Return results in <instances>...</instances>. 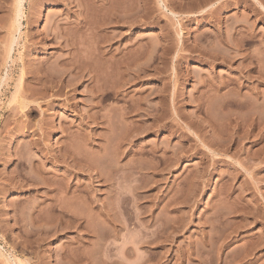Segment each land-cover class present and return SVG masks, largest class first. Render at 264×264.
Masks as SVG:
<instances>
[{"label":"rangeland","instance_id":"1","mask_svg":"<svg viewBox=\"0 0 264 264\" xmlns=\"http://www.w3.org/2000/svg\"><path fill=\"white\" fill-rule=\"evenodd\" d=\"M33 1L36 3L40 2H38L40 6L33 2L40 8L39 14L35 17L36 23L32 25L34 27H31L29 31L26 19L32 17V10L26 4V16L20 30L21 39L18 44L12 47L9 55L6 48H8L7 42L11 38L8 32L13 28V22H11V17H13L12 2L9 5L10 7L7 6L8 8H3L0 11V22H2L0 27L3 26L0 31L3 38L0 41V264H137L138 262L142 264L141 262L143 261L145 264L146 261L147 264H264V0H118L119 4L117 0H115L116 4H113L114 0L108 1L112 4L106 2L107 0H99L104 7L109 9L111 7L116 9L117 5L119 6L122 3L125 5L129 2L136 10L139 9L136 12L137 16L138 14L141 16V13L138 12L141 10L142 15L144 14L146 17L144 19L142 16L143 21H146L143 22L145 23L143 26H134V28L131 26L130 30L125 24L121 25L119 23L120 25H118L116 22L117 25L112 24L113 26H111L114 27L113 33H115L111 32L112 35L115 36L114 39L119 38L115 39L116 42L114 41L113 43H111L113 38H111L110 31H108V29L112 31V27L108 26L107 30L106 25L104 28H99L100 32L104 29L101 34L104 38V35L110 36L107 37L108 41L110 39V43L107 45L111 44L112 50L116 48L119 50L120 48L122 52H131V49L134 50L136 48L133 44L137 42L138 46L140 39L143 46H148V48L146 46L141 48L142 51L140 52H145L144 55L142 53L143 58L139 56V58L141 57L139 61L141 65H137L138 59H136L137 57L134 58V55L137 56L139 52L134 55L129 54L130 60L134 61H131L133 63L132 68L126 69L128 72L139 66V70L137 69L136 72H140L143 75L138 73L139 76H136L135 70H133L135 73L133 71H131L132 73H127L125 69H121L120 65L122 66V63H118L121 55L119 58L116 55L117 57L115 58L117 59H113L118 61L115 62L119 65L120 70L127 73H125V76L122 74L124 72H120L123 75L121 80L123 78L129 79L128 75L133 80L131 79L132 82L130 79L128 80L130 84L126 81L127 79H123L122 82H127V85L124 86L126 89L123 87L124 89H120V92L125 97L117 99L120 101L111 99L103 102L104 111L101 110L99 113L103 116L105 111L110 112L108 110L109 107L116 110L115 113L117 112L118 116V113L122 112L119 109L124 106L126 108L128 105L129 102L125 103L127 98H131V100H133V97L138 99L137 97L139 96H145L146 98L150 93L155 92L157 94L162 91L159 95L154 93L156 96L151 94L152 97L149 95L147 97L149 99H145L147 101L144 102L146 106L144 104L141 108L146 110L147 105L148 108L151 106V112L148 110L149 116L142 112V115H146V119L142 116L139 119L144 120L147 124L150 122L148 125L153 129L154 127L151 125L154 126L155 124H152L153 121L151 120H153V115H158L153 112L158 111L162 116H157V118L163 117V122L158 119L157 126L163 125L164 128L162 129V126L160 130L155 128V131L154 129L152 130L154 133H152L149 131L151 129L148 126L146 127L147 124H144L145 122H140L138 118L133 117H129L131 118L129 120L127 117L125 123L132 120L135 122L138 119L136 122L143 124L139 123L141 127L148 128L149 130L147 131L150 133H147V135L143 133L141 138L138 136L134 140L136 141L134 142V147L125 146L126 144H123L122 140L120 141L124 147L117 142L124 148V153L132 150L133 153L137 154L142 147H145L139 152V154L142 153L145 159H141V155H139L141 162L138 159V155L134 156V158L132 155L125 157L121 153V147H119L120 150L117 154H121L122 158L119 155L117 157L114 151L113 153L112 151L110 152L112 153L111 156L114 157L110 156L112 159L117 161L113 155L116 154V157L121 161L120 163L118 162V165L114 161L113 167L111 166L113 161L110 162L106 158L104 161L106 160L105 162L108 163L103 164L100 156L103 158L104 154L98 153H104V151L114 148L111 144L112 142H108L113 139V137L112 139L108 137L109 133L111 135L113 132L114 126L112 124L113 127L110 130L112 132L108 131L109 133L106 130L107 126H104L105 128L102 126L100 130L99 126H97L98 121H95L99 116L98 109L92 107L91 110L90 107L93 104L86 101L89 97L87 90L89 91V88H91V74L93 73L90 71L92 68L90 66L88 68L87 64V68L85 67V72H83V78H86V80L82 78V81L80 80L81 84L79 83L80 85L75 91H71V89L65 90L68 93L67 97H73L71 102L66 104L69 106L74 104L71 106L77 108L76 111L78 110V113L74 109L65 106L63 102L58 107L56 106L49 110L45 107L44 103L46 102H39V105L44 106L43 108L47 112V114L45 113L46 116L49 115L47 117L52 116L51 114L55 116L54 118L53 116L50 117L53 119L52 124L55 125H53L55 130L46 128L48 131H46L45 136H42L33 127L38 125L44 117L32 115L24 118L25 116H22L24 114L18 110V103L13 99L16 87L20 83L25 86L34 85L32 75H25L22 65H34L37 63L34 59L41 58L40 60H42L46 58V54L40 50L36 53L27 51L25 46L28 35L43 29L48 13L60 12L59 10L61 9L54 3H43L42 0ZM103 1L106 3L104 4ZM110 5L112 6L110 7ZM126 7L129 12L126 13L127 10L124 14H127L125 18H128V15H131L130 12L133 13L135 9H131L133 10L131 11V6ZM109 9H107L108 12ZM113 9H111L110 13H115ZM107 10L104 12L106 13ZM117 10L119 11L118 8ZM99 12L102 13L100 10ZM108 12L106 14H108L109 18L112 15ZM169 12L173 14L171 15ZM211 12H214V14ZM134 15L133 18H135ZM99 16L97 14L94 19L97 20ZM103 16L106 17L105 15ZM138 18L140 17L138 16ZM101 21L103 22V20ZM101 21L96 23L99 24ZM119 27L122 28L120 29ZM116 28L120 30V33H118ZM97 35L100 36V33ZM122 36L128 37L126 39ZM15 37L18 38V33L15 34ZM181 38L182 40H180ZM88 39L89 37L86 43L89 41ZM100 39L96 40L101 41ZM121 40L123 41L121 42ZM83 42L85 43V41ZM122 43H124L126 49L123 48ZM87 44L88 46L84 45L85 47H82L84 48V52L82 51L83 59L87 62L93 58V60H90L93 63L94 56L92 55L93 57H91L89 54L92 51L96 52V48L93 49L92 46H89V43ZM92 44L93 47H97L94 46L96 45L95 43ZM107 45L106 48L103 45L106 50L108 49ZM89 48H91V51ZM211 55L213 59L216 55L217 62L211 60ZM87 56H90V59L88 58L87 60ZM130 56H133L132 59ZM218 56L222 58L219 59ZM223 58L230 61L225 60L226 63H229H227L228 65L223 63ZM40 60L38 59V62ZM120 60L122 59L120 58ZM92 63L88 65L94 68V63L93 65ZM116 65L117 73L119 71H117L118 66L116 67ZM134 66L135 68H133ZM93 70L95 71V69ZM120 73H118L119 75L116 74L118 78ZM87 74H89L90 78L86 76ZM134 74L137 78L140 77V80L135 79ZM117 77L116 79H118ZM224 78L225 80H227L226 78L240 80L242 87L241 84V88L229 85L224 91L217 92L215 90V92L213 88L210 89L205 86V84H210L209 86L212 87V83L217 84L220 80L223 81ZM135 80H137V83ZM200 80L201 82L204 81L202 85ZM89 81L91 82L89 83ZM163 84L167 87H162L164 86ZM168 90L171 91L168 92ZM200 90L206 91L204 92L205 95L204 93L200 94ZM173 91L176 92L177 96ZM170 93L177 97L174 96L177 102H170ZM199 94L204 96L200 97L198 96ZM198 98L199 102H196ZM28 103L30 106H35L32 102ZM226 104L232 107L226 108L225 106H229ZM64 106L67 108L64 109ZM155 108L157 110L152 112ZM93 112L97 117L92 115ZM111 112V114L106 115L114 116L113 111ZM151 113H153L152 119H150ZM120 115L119 117L116 116V118H122V115L121 117ZM17 120H26L28 122L27 125H31V128L27 127L29 130L27 129L26 131L24 129V131L10 136L9 131L13 128L14 121ZM110 120H112L111 117ZM61 121L65 123L64 129L69 128V132L65 133L66 129L63 132L61 131V126L63 125ZM113 121L111 122L114 123ZM60 122L62 125H59L61 124ZM132 122L127 124L131 125ZM134 122L133 124H136ZM115 123L117 125V122ZM120 124L121 122H118V125ZM187 124L191 130L189 128L186 129L188 127ZM165 125L168 127H165ZM59 126L60 129L58 131L57 128ZM96 126L99 128L98 130ZM170 126H174L172 127L173 131ZM124 127H126V124ZM118 128L120 129L121 126H118ZM130 128L128 129L130 130ZM33 130L34 132H31ZM120 130L122 131V128ZM120 130L118 131L120 132ZM124 130L125 134L126 132L129 133L126 129ZM118 131L116 130L120 134ZM77 132H80V135ZM67 133L68 135H66ZM117 133L115 136L120 138ZM85 134L86 136H92L88 139V136L85 138ZM101 134L104 137L108 136L107 142L109 145L108 147L106 146L108 149H105V147L102 149L103 147H101L107 145V143L105 144L107 139L103 140L104 137ZM74 135H77L75 140ZM120 135L123 137L124 133ZM119 138H114L115 140L113 139L112 141H115L116 144V140H119ZM138 139L140 142H138ZM83 140H89L90 143ZM33 141H37L38 151L32 145ZM137 142L140 144L138 145ZM116 145L114 146L117 147ZM63 146L64 149H67H65L66 151L74 154L70 153L72 154L70 155L68 152V154H64ZM151 146H155L156 149L152 150ZM125 147L127 151H124ZM59 148L60 150H58ZM133 148L134 150L135 148L139 150L134 151ZM148 149L151 153L157 152L158 157L153 154V157L154 155L156 157L150 159L152 155ZM39 150L42 151L40 152ZM45 150L49 152L47 153ZM163 150H165V153L167 151L165 159L163 158L165 155ZM146 151L149 154H146ZM179 151H183V153H179ZM160 152L164 153V155H161ZM173 152L177 154L175 155L177 157L174 156V160L177 162H173L172 159V162H166L168 163V165L166 164L167 167L160 166V164L164 165L162 162L167 160L168 156H170V160H168L171 161L173 154H175ZM44 153L47 156H43ZM107 153L109 151H106ZM53 155L63 157L62 160H66L65 163H57L60 162V159H53ZM160 155L161 158L159 160L157 158ZM68 156L77 157L79 162L82 160L79 163L77 159H74L81 165L74 164L75 161L72 160V157L70 160L74 162L68 161ZM136 158L137 160L135 161L139 160L138 166L143 170H146L144 168L149 165L156 167L157 169H155L159 170V173L157 174L154 167V171L152 168L151 171H149L150 169H147L148 171H138V166L133 165L135 161L132 163L133 159ZM142 160L146 161L145 164H147L145 165ZM68 162L71 163L69 164L72 167L67 164ZM141 163L145 165H142L144 168ZM123 164H127V166H123ZM75 165L80 166V168ZM115 165L120 166L121 169L114 167ZM108 166L119 168L120 173L113 169L119 174V177L121 175L122 178L125 176L129 178L125 177L127 180L124 178L123 181L122 179L120 181L115 177L117 174L115 175L114 171ZM122 166L126 167L123 168L125 176L121 172ZM133 166H137L133 169L138 172L132 170ZM108 168L115 175L110 173L111 181L104 178L110 172ZM160 169L164 170L161 171ZM62 175L64 178L61 177ZM97 176H99L98 179ZM108 177L109 175L106 179ZM59 178L63 179L62 184L66 183L62 185L63 187L67 184V186L71 184L73 186L75 183V185L81 184V187H87V184H90L88 187L90 186L91 188H88V190L84 189V192H90L89 196L97 199L94 206L96 207L97 203L100 207H103V205L107 207L112 204L113 208L115 206L113 215L110 214L111 216L109 215V217L97 215L94 212L92 214L90 211L88 213L87 210L92 206H88L87 198H84L86 202L81 203L80 200L78 202L73 200L72 202V200L67 199L72 196L71 194H69L71 195L69 197L65 193L66 197H63L62 194L60 195L59 192H56L57 187L55 188L58 183L59 185L61 183V181L57 182V179L60 180ZM52 179H56V181L54 180L53 186H50V181L53 182ZM68 179L70 180L69 183H67ZM118 181L121 183H118ZM10 182H12L11 185ZM17 183H21L23 188L21 184ZM51 187H54L55 190ZM117 189L122 193H126H123L125 196L127 195L128 203H126L129 204L128 212L126 209L127 213L118 209L119 203L117 205V201L120 198L116 197L119 193H116ZM85 193L83 197H87ZM115 193L116 195H114ZM55 195L58 199L55 198ZM80 195L82 196L83 194L81 193ZM50 197L58 200L57 203L53 202L55 201L53 198L50 201ZM83 197L82 201H85ZM59 199L65 201L58 203ZM76 202L77 207L85 204L89 209L87 207L86 210L84 207L85 209L81 210L83 209L81 205L79 211L75 210L76 205L74 203ZM54 203L56 205L62 204V208L60 206L57 208ZM79 203L81 204L79 205ZM43 209L46 210L44 211ZM40 210H42L41 213ZM124 216L127 218H124ZM125 219H128V222ZM153 248H156V250ZM149 253L151 256L152 253L154 256L156 254L157 257H151Z\"/></svg>","mask_w":264,"mask_h":264},{"label":"bare ground","instance_id":"2","mask_svg":"<svg viewBox=\"0 0 264 264\" xmlns=\"http://www.w3.org/2000/svg\"><path fill=\"white\" fill-rule=\"evenodd\" d=\"M37 1V0H36ZM109 0H107L106 2H108ZM115 1V0H114ZM118 1V0H117ZM125 1V0H124ZM128 1V0H127ZM11 2H12V13H13V17H11L12 18V20H11V22H13V28L8 32L9 33V35H11L10 37V39L8 40V48H6L7 49V51H8V55L10 54V52L12 51V47L15 45V44H18V42H19V40L21 39V36H20V33H21V27L23 26V21H24V18H25V5L26 4H28L29 5V7H30V9L32 10V12H31V16L32 17H28L27 19H26V24L28 25V30L30 31V28L31 27H34V26H32L33 24H35L36 23V19H35V17L39 14V12H40V8H39V4H38V2L36 3L35 1H33V0H0V11H2V9L3 8H8V7H10L9 5L11 4ZM33 2H35L36 4H38L39 6H37L35 3H33ZM42 2L43 3H54L55 5L57 4L60 8V12H54V13H48L47 15H46V18H45V20H46V23H45V25H44V27H43V29L42 30H40V31H36L35 33H29V35H28V39H27V44H26V46H25V48L27 49V51L28 52H30V53H36L37 51H42V52H44L45 54H46V58H44V59H42V60H40L41 58H36V59H34V61H37V63L36 64H34V65H28V66H24V65H22V67H24V74L26 75H32V79L34 80V85H28V86H25L23 83L21 84H19L17 87H16V89H15V94H14V97H13V99H14V101H16V103H18V110L22 113V114H24V115H22L24 118H27L28 116H32V115H39L41 118L42 117H44V118H40L41 120H40V122L38 123V125H36L35 127H33L34 128V130H35V128L38 130V133L39 134H41L42 136H45V134L47 133L46 131H48L46 128H49L50 130H52L54 127H53V125L54 124H52V120L53 119H51L50 117H52L53 116V114H51L52 116H50V117H47V116H49V115H47L46 116V114H47V112H45V108H43L41 105H39V102H46V103H44L45 104V107L46 108H48V110L50 109V108H55L56 106L58 107V105H61V103L63 102L64 103V105L65 106H67L68 108H72V109H74L75 111H76V109L77 108H73L72 106L74 105H67L66 103L67 102H71V100L73 99V97H71V96H69V97H67L68 95V93L65 91L66 89H71V91H75L78 87H79V85L81 84L80 82L82 81L81 79L83 78V72H85V67H86V64H87V67L89 68V66L92 68V70H90V71H92L93 73H94V75H92L91 74V80H92V83H90L91 81H89V83L91 84V88H89L90 90L88 91L87 90V93L89 94V97L87 98V100L86 101H88V102H90V104L92 103L93 104V106H91L90 107V109L93 107V108H96V109H98V114H99V116H98V119L97 118H94V119H97V120H95V121H98V125L97 126H99V128H100V130L102 129L101 127L103 126H107L106 128V130H107V132L108 131H110L111 129H112V127L114 126V129H112L113 130V132L112 131H110V132H112L111 133V135H113V136H111L110 135V133H109V139L111 138L112 139V137H113V139L114 138H119V137H116L115 135H116V130L118 131V130H120L121 128H122V131L120 130V134H123L124 133V135H122L123 137H121V135L120 134H118V136H120V138H119V140L117 141L116 140V144H115V141H108V138L107 137H104L103 136V134H101V136H103L104 138H103V140L104 139H107L106 140V142H105V144L107 143V145H104V146H101V147H103L102 149H104V147H105V149L108 147V145H109V143H111L112 145H113V147L114 148H116L115 150H116V152H115V150H113L114 148H111V150H106L107 152L109 151V153L112 151V153H113V151H114V153H116L117 154V152L119 153V150L120 149H122V155L124 154V156L126 157V156H128V157H130L131 155L133 156V158H134V156H137L138 155V159L140 160V162H141V159H145V158H143V156H142V153H140L139 154V152H140V150H142V149H144L143 147L138 151V150H136V148H135V150H134V148H133V150L134 151H138L137 152V154L136 153H133V151L132 150H129V151H127L126 149V147H125V150L124 151H127L126 153H124L123 152V149L124 148H122V143H121V141L120 140H122V142H123V144H126L125 146H129V147H134V142H136V141H134V140H136V138H138V136H140L139 138H141V135L144 133H146V135H147V133H150V132H148L147 130H149L148 128H143V126L141 127V125H143V124H141L140 122H142L143 121V123L145 122L144 120H140L139 118L142 116V117H145L148 113H149V111L148 110H150V112H151V106H150V108H148V105H147V108H146V110L148 111H146L145 110V108L144 109H142L141 108V106L142 105H144L145 103L144 102H147V101H145V99L149 96V95H153L155 92V90L153 91L154 93H150L149 95L148 94H146V95H148V96H146V98H145V96H139V97H137L138 99H136V98H134L133 97V100H131V98H130V96H129V98L130 99H128L127 98V100L125 101V103L126 102H129L128 103V107L126 106V108H124V107H122V109H119V111L120 110H122V112L120 111V114L122 115V118H120V119H117L116 118V116H117V112L115 113V111L116 110H113L112 108H109L108 107V110H110V112L111 111H113V114H115L114 116L112 115H106V114H111L110 112H107V111H105L104 113L105 114H103V116H102V114L101 113H99V111H101V110H103L105 107L104 106H102V104H103V102H106L107 100L109 101V100H117V99H120V97L121 98H124L125 96H123L122 95V93L120 92L121 90L120 89H126V87H124V86H126L127 85V82H128V80L130 79H132V77L130 78V75H128L129 76V79L128 78H126V79H124V80H126L125 82L126 83H123L122 81H123V79L121 80V78L123 77V75L122 74H124L125 75V73L127 72V70L128 69H130L129 67H131L132 68V65H133V63H131V61L133 62L134 60H130V58H129V54L131 53V55H134L135 53H137V52H139V53H137V56H135L134 55V58H136V59H138L137 61V65L138 64H140L139 63V61H140V58L142 57L143 58V56H142V53H143V55H144V53L145 52H140V51H142V49L141 48H144V46H146V45H142L141 44V39L139 40V45L137 46V42H136V44H133L134 46H136V48L133 50V49H131L130 51L131 52H129V51H127L126 53L125 52H122L121 51V49L119 48V50H117V48L116 49H114V50H112L113 49V47H112V45L110 44V45H107V44H109L110 43V39H109V41L107 40L108 38L107 37H110V36H106V35H104L105 36V38L103 37V35H101L103 32H104V29H102V31L100 32L99 30V28H104L105 27V25H106V30L108 29L107 27L109 26H111L112 24H115V25H122V24H125V25H127L126 27H128V29L132 26L133 28H134V26L136 27H138V26H143L145 23H143V22H146V21H143V17H144V19L146 18L145 17V15L143 14L142 15V11L140 10V11H138V12H140L141 13V16L138 14V16L140 17V18H138L137 19V10H139V9H135L134 7H132V5H130L129 4V2L128 3H126V2H124V3H126L125 5L126 6H131L130 7V10L131 9H135L134 11L133 10H131V11H133V13L132 12H130V14L132 15H134V13H136V15H134L135 16V18H133V15L131 16V15H128L129 17L128 18H125L126 16H127V14L125 15L124 14V12H126L127 10H128V8L122 3L121 5H115L118 9H119V11L117 10V8L116 9H113L111 6L112 5H110V7H111V9H113V11L116 13H110V11H112L111 9H109V8H107V7H104V5L98 0H42ZM106 2H104L103 1V3L105 4ZM218 2V1H217ZM40 3V2H39ZM101 3V4H100ZM108 3H110V2H108ZM116 4V1L115 2H113V4ZM120 2L118 1V4H119ZM260 3V2H259ZM99 4V5H98ZM110 4H112V3H110ZM127 4H129V5H127ZM261 4V3H260ZM102 5H103V9H102ZM108 5V4H107ZM122 5H124V6H122ZM216 5V4H215ZM221 5V4H220ZM224 5V4H223ZM8 6V7H7ZM261 6H262V4H261ZM109 7V6H108ZM217 7V6H216ZM39 8V9H38ZM102 9V10H101ZM107 9H109V12H108V10ZM203 9H204V7H203ZM208 9V8H207ZM6 10H8V9H6ZM5 10V11H6ZM99 10L100 11H102V13H100L99 12ZM105 10H107L106 11V13L108 12L110 15H112V16H109V18H108V14H106L104 11ZM167 10V9H166ZM4 11V10H3ZM96 11H97V13H96ZM205 11V10H204ZM103 12H104V14H103ZM129 12V10L126 12V13H128ZM173 12V11H172ZM206 12H207V10H206ZM121 13V14H120ZM123 13V14H122ZM169 13H171V12H169ZM175 13V12H174ZM211 13H213L214 14V12H211ZM96 14V15H95ZM97 14H99L100 16L97 18V20L96 19H94V17H97ZM173 13H171V15H172ZM175 14H177V13H175ZM101 15H102V17H101ZM103 15H105L106 17H104ZM118 15H120V16H118ZM122 15V16H121ZM210 15V14H209ZM44 16V15H43ZM43 16H42V18H43ZM143 16V17H142ZM170 16V15H169ZM105 18V20H104V18ZM124 17V18H123ZM172 17H174V16H172ZM171 17V18H172ZM208 17V16H207ZM215 17V16H214ZM101 18V19H100ZM212 18H213V16H212ZM216 18V17H215ZM98 19H100V20H98ZM95 20H96V22L97 21H101V20H103V22L101 21V23H96L95 22ZM173 20V19H172ZM1 21V20H0ZM41 23H42V21H40ZM117 24H116V23ZM175 22V21H174ZM0 23H2V22H0ZM3 23H5V22H3ZM120 23V24H119ZM178 23V22H177ZM5 25V24H4ZM11 25V24H10ZM103 25V26H102ZM113 26V25H112ZM111 26V27H112ZM177 26V25H176ZM1 27H3V26H1ZM0 27V31H1V28ZM117 27V26H116ZM124 27V26H123ZM179 27H180V25H179ZM182 27V26H181ZM113 28L114 27H112V31L111 30H109L108 29V31H110V35L112 36L111 38H113L112 39V42L111 43H113L114 41L116 42V40H117V38H115L114 39V35H112V33H113ZM120 28V27H119ZM122 28V27H121ZM120 28V29H121ZM117 30H118V28H116ZM128 29H126L127 31H128ZM131 29V28H130ZM129 29V30H130ZM183 29V28H182ZM115 30V29H114ZM124 30V29H123ZM134 30V29H133ZM120 30H118V33H120L119 32ZM112 32V33H111ZM116 32V31H115ZM124 32H126L125 30H124ZM129 32V31H128ZM2 32H0V41H2L1 39H3L2 38V34H1ZM16 33H18V38H16L15 37V34ZM98 33H100V36H102V37H100V36H98L97 34ZM131 33V32H130ZM86 34V35H85ZM105 34H107V33H105ZM113 34H115V33H113ZM128 34V33H127ZM182 34V33H181ZM86 37H85V36ZM97 35V36H96ZM83 37L85 38L84 40H83ZM89 37V41L87 42V43H89L90 45V47L92 46V48L93 49H95L96 50V52H93L92 51V53H94V54H89L91 57H93L94 56V65H93V63H92V61L90 62V60H93V58H91L90 59V56H87V60H88V58L90 59V60H88L87 62L86 61H84V59H83V50H84V48H82V47H85L86 45L88 46V44L86 43V41H87V38ZM96 37H99V38H96ZM122 37H128V36H122ZM101 38V39H100ZM124 38V39H125ZM178 38V37H177ZM91 39V40H90ZM96 39H100L101 41H97ZM106 40V42L104 43V41ZM119 39V38H118ZM123 39V38H122ZM127 39V38H126ZM131 39V38H130ZM179 39V38H178ZM97 42H96V41ZM102 40H103V42H102ZM129 40V39H128ZM135 40V39H134ZM133 40V41H134ZM180 40H182V38L180 39ZM83 41H85V43H86V45H85V43L83 42ZM93 41V42H92ZM123 40H121V42H122ZM124 41H126V40H124ZM136 41V40H135ZM178 41V40H177ZM95 43L96 45H94V46H97V47H93V44L92 43ZM119 42H120V40H119ZM130 42V41H129ZM182 42V41H181ZM180 42V43H181ZM125 43V42H124ZM124 43H122V46H123V48L124 49H126L125 47H124ZM132 43V42H131ZM117 44H118V42H117ZM129 44V43H128ZM85 45V46H84ZM103 45L105 46V48H106V45H107V50L103 47ZM119 45V44H118ZM149 45V44H148ZM179 45V44H178ZM181 45V44H180ZM126 47H127V44H126ZM147 48H148V46H146ZM151 47V46H150ZM165 47H166V45H165ZM128 48H129V46H128ZM130 48H132V47H130ZM146 48V49H147ZM164 48V47H163ZM91 48H89V50H90ZM92 49V50H93ZM123 49V50H124ZM178 49H179V47H178ZM87 50V49H86ZM85 50V51H86ZM129 50V49H128ZM137 50V51H136ZM83 51V52H82ZM91 51V50H90ZM132 51H133V53H132ZM143 51H145L144 49H143ZM148 51V50H147ZM165 52V51H164ZM115 53H117V54H115ZM141 53V54H140ZM166 53H167V50H166ZM207 53V52H206ZM205 53V54H206ZM87 54H88V51H87ZM139 54V55H138ZM202 54V53H201ZM212 54V53H211ZM213 54H215V53H213ZM7 55V56H8ZM85 55V54H84ZM93 55V56H92ZM116 55H118V57L116 56ZM121 55V56H120ZM208 55V54H207ZM119 56H120V58L122 59V60H120V58H119ZM139 56H141L140 58H139ZM205 56V55H204ZM86 57V56H85ZM84 57V58H85ZM115 57H117V58H119L118 60L120 61V62H118V61H116V62H118V63H122V66L120 65V68L122 69H125V71L126 72H124V71H121L120 70V68H119V65L113 60V59H117V58H115ZM131 57V59H132V57L133 56H130ZM212 59V61L213 62H217V58H216V55L214 56L215 58L213 59V57H212V55L210 56ZM219 57V59L220 58H222L221 56H218ZM8 58V57H7ZM38 59L40 60L39 62H38ZM218 59V60H219ZM142 60V59H141ZM215 60V61H214ZM225 60H227L228 61V59H226V58H223L222 59V61H223V63L225 64L226 63V61ZM173 62V61H172ZM208 62V61H207ZM228 62H230V61H228ZM227 62V63H228ZM92 63V65L94 66V68L91 66V65H88V64H91ZM135 63V62H134ZM223 63H221V64H223ZM226 63V64H227ZM251 63V62H250ZM96 64V65H95ZM117 64V65H116ZM136 64H134V65H136ZM173 64V63H172ZM229 64V63H228ZM227 64V65H228ZM252 64V63H251ZM115 65H116V67L118 66V69H117V71H119V72H117L116 73V68H115ZM141 65V64H140ZM144 65H145V63H144ZM148 65V64H147ZM174 65V64H173ZM86 67V68H87ZM139 67V66H138ZM136 68V69H133V70H135V72L137 71V69L139 70V68ZM143 67V66H142ZM145 67V66H144ZM147 67H149V66H147ZM146 67V68H147ZM128 68V69H127ZM133 68H135V66L133 67ZM93 69H95V71L93 70ZM127 69V70H126ZM253 69V68H252ZM86 70H88V69H86ZM133 70H131V71H133ZM142 70V69H141ZM250 70V69H249ZM130 70L128 71V72H131ZM143 71H146V70H143ZM122 72H124V73H121ZM127 72V73H128ZM134 71H133V73H135ZM87 73H88V71H87ZM118 73H120V76H119V78L117 77V75H119ZM126 73V74H127ZM132 73V72H131ZM138 73H140V72H136V76H139L138 75ZM249 73V72H248ZM247 73V75H249ZM89 74H90V72H89ZM89 74H87L86 76H89ZM117 74V75H116ZM140 74H142V73H140ZM143 75V74H142ZM141 75V76H142ZM146 75V74H145ZM174 75V74H173ZM119 79H116V77ZM126 76V75H125ZM131 76H133V75H131ZM134 76H135V74H134ZM135 76V77H136ZM69 77V78H68ZM85 77V76H84ZM115 77V78H114ZM134 77V78H135ZM88 78H90V76L88 77ZM139 78V79H138ZM136 77L135 79H137V80H140V77ZM222 78V77H221ZM246 78V77H245ZM247 78H249V77H247ZM83 79H85L86 80V78H83ZM143 79V78H142ZM227 80H225V78L223 79V81H221L220 79V81L217 83V84H211V86L212 87H210L209 85H207V84H205V86H208L210 89L211 88H213L214 89V91L216 90L217 92H222V91H224L225 89H227L228 88V86L229 85H234L235 87H237V88H241L242 87V84H241V81L240 80H234V79H228V78H226ZM70 80V81H69ZM81 80V81H80ZM89 80V79H88ZM87 80V81H88ZM133 80V79H132ZM132 80H131V82H132ZM137 80H135L136 81V83H137ZM164 80V79H163ZM202 80V79H201ZM201 80H200V82H201ZM115 81V82H114ZM116 81H117V83H118V81H119V83L117 84L116 83ZM134 82V81H133ZM199 82V83H200ZM202 82H204V81H202ZM202 82L200 83L201 85H202ZM80 83V84H79ZM128 83H130V81L128 82ZM135 83V82H134ZM142 83V82H141ZM175 83V82H174ZM198 83V84H199ZM216 83V82H215ZM131 84V83H130ZM130 84H129V86H130ZM139 84V83H138ZM166 84V83H165ZM165 84H163L164 86H162V87H167ZM240 84H241V87H240ZM86 85V84H85ZM133 85V84H132ZM213 85H215V86H213ZM140 86V85H139ZM84 87V86H83ZM89 87V86H88ZM124 87V88H123ZM86 88V87H85ZM136 88V87H135ZM169 88V87H168ZM168 88H165V89H168ZM204 88V87H203ZM205 88H207V87H205ZM130 89V88H129ZM133 89V88H132ZM134 90V89H133ZM163 90V89H162ZM175 90V89H174ZM125 91V90H124ZM124 91H122V92H124ZM134 91H136V90H134ZM141 91H142V89H141ZM147 91V90H146ZM171 90H168V92H170ZM201 91V90H200ZM199 91V92H200ZM203 91V90H202ZM200 92V94L202 93H204V92H206V91H203V92ZM215 91V92H216ZM85 92V91H84ZM127 92V91H126ZM129 92V91H128ZM139 92V91H138ZM148 92H150V91H148ZM159 92V91H158ZM165 92V91H164ZM174 92V91H173ZM172 92V93H173ZM83 93V92H82ZM86 93V92H85ZM130 93V92H129ZM160 93H162V91L160 92ZM160 93H157L158 95L160 94ZM166 93V92H165ZM176 92H174V94H175ZM125 94V93H124ZM140 94V93H139ZM156 94V93H155ZM154 94V95H155ZM156 94V95H157ZM171 94V93H170ZM178 94V93H177ZM200 94L198 95V96H200ZM129 95V94H128ZM127 95V96H128ZM134 95V94H133ZM141 95V94H140ZM152 95H151V97H152ZM153 95V96H154ZM155 95V96H156ZM163 95H164V93H163ZM176 95V94H175ZM175 95H173V94H171V101L170 102H177V100L175 99V97L177 96H175ZM204 95H205V93H204ZM204 95H201L202 97L204 96ZM126 96V97H127ZM136 96V95H135ZM168 96H169V94H168ZM175 96V97H174ZM197 96V97H198ZM200 96V97H201ZM119 97V98H118ZM142 97V98H141ZM166 97H167V95H166ZM170 97V96H169ZM140 98V99H139ZM162 98V97H161ZM160 98V99H161ZM177 98V97H176ZM135 99V100H134ZM149 98H147L146 100H148ZM156 99V98H155ZM165 99V98H164ZM175 99V100H174ZM128 100H130V101H128ZM162 100V99H161ZM201 100V99H200ZM117 101H120V100H117ZM123 101V100H122ZM150 101V100H149ZM28 102H32V104H35V106L33 105V106H30V104L28 103ZM38 102V103H37ZM137 104H136V103ZM143 102V103H142ZM162 102V101H161ZM163 102H166V101H163ZM196 102H199V98H198V100H196ZM202 102V101H201ZM141 104V105H139V104ZM41 104V103H40ZM70 104V103H69ZM43 105V104H42ZM104 105V104H103ZM226 105H229V104H226ZM64 106V109L65 108H67V107H65ZM145 106H146V104H145ZM234 106V105H233ZM60 107V106H59ZM155 107V106H154ZM153 107V108H154ZM226 108H228V107H232L231 105H229V106H225ZM239 107V106H238ZM237 107V108H238ZM102 108V109H101ZM157 108V107H156ZM153 109L152 110V112L153 111H155V110H157V109ZM16 109V108H15ZM95 109V110H96ZM100 109V110H99ZM112 109V110H111ZM47 110V109H46ZM66 110H68V109H66ZM73 110V111H74ZM92 110V109H91ZM106 110V109H105ZM145 110V111H144ZM174 110V109H173ZM69 111V110H68ZM78 111V110H77ZM76 111V112H77ZM104 111V110H103ZM102 111V112H103ZM91 112V111H90ZM89 112V113H90ZM107 112V113H106ZM142 112H145L144 114H146V115H142L141 113ZM46 113V114H45ZM50 113H53V112H50ZM72 113H74V112H72ZM78 113V112H77ZM153 113H157L158 115H153ZM153 113H151V118L150 119H152V115H153V120H151V121H153L152 122V124H155L154 126L153 125H151L152 127H154L153 129H154V131H155V128H156V130H160L161 128V126H162V129L164 128V126L163 125H160L163 121V117L162 118H159L160 116H162V115H160L159 113H158V111H156V112H153ZM92 114V113H91ZM119 113H118V116L117 117H119V115H120ZM150 114V113H149ZM149 114H148V116H149ZM87 115H89V114H87ZM86 115V116H87ZM92 115H94V117H97V115L93 112V114ZM96 115V116H95ZM121 115H120V117H121ZM46 116V117H45ZM83 116V115H82ZM91 116V115H90ZM148 116H147V118H148ZM157 116H159L158 118H157ZM55 116H53V118H54ZM89 117V116H88ZM91 117H93V116H91ZM91 117H89V118H91ZM110 117L112 118V120H110ZM113 117L117 120H115L114 119V121H113ZM128 117V119L130 120L131 118H129V117H133V118H138L139 119V123L141 124H139L138 122H136L138 119H136V124H133V122L132 121H128L127 123H129V122H132V124L130 125H128L127 123H125L126 121H127V118ZM132 118V119H133ZM83 119H85V118H83ZM122 119H126L125 121L123 120V122L126 124V127H124V123L122 122ZM141 119H144V118H141ZM145 119H146V117H145ZM158 119L160 120L161 119V123L159 124L160 125V127L159 126H157V123L159 122L158 121ZM27 120V119H26ZM26 120H17V121H14L15 123H14V126H13V128L9 131V135L10 136H12L13 134L15 135L16 133H19L20 131H24V129H26V131H27V127H29V128H31L30 126L31 125H27V121ZM93 121V120H92ZM95 121H93V122H95ZM111 121H113L114 123L115 122H117V125H116V123L114 124V123H112ZM147 121V120H146ZM38 122V121H37ZM62 122V121H61ZM60 122V123H61ZM118 122H121V124L120 125H118ZM134 122V123H135ZM63 123V122H62ZM62 123L61 124H59V125H62ZM124 125H123V124ZM138 123V124H137ZM150 122H148V124H149ZM30 124V123H29ZM36 124V123H35ZM58 124V123H57ZM64 124L65 123H63V125L61 126V131L63 132V130H68L67 128H65L64 129ZM112 124H113V126H112ZM144 124H147L146 122L144 123ZM146 125V127L148 126L149 127V125ZM163 124V123H162ZM96 125V124H95ZM34 126V125H33ZM55 126V125H54ZM58 126V125H57ZM67 126V125H66ZM96 126V127H97ZM118 126H121V128L119 129L118 128ZM128 126H130V127H132V128H130V127H128ZM139 126V127H138ZM187 126H188V124H187ZM236 126V125H235ZM237 126H238V122H237ZM96 127H95V129H96ZM104 127V128H105ZM116 127V128H115ZM130 128V130L128 129V128ZM159 127V129H157ZM165 127H168V126H166L165 125ZM171 127V126H170ZM170 127H169V129H170ZM172 127H174V126H172ZM172 127H171V130L173 131V129H172ZM32 128V129H33ZM98 127H97V130L99 129ZM150 128V127H149ZM190 129V127L188 126L186 129ZM58 129H60V126H59V128H57V130ZM124 129H126L129 133H127L126 132V134H125V130ZM151 129V128H150ZM153 129H151V130H149V131H151L152 132V130ZM175 129V128H174ZM29 130V129H28ZM34 130L33 131H31V132H34ZM53 130H55V129H53ZM65 130V133L66 132H69V130L68 131H66ZM115 130V131H114ZM168 130V129H167ZM191 130V129H190ZM15 133H14V132ZM59 131V130H58ZM60 131V132H61ZM105 132V131H104ZM116 132V133H115ZM123 132V133H122ZM30 133V132H29ZM37 133V132H36ZM80 132H77V134L78 135H80L79 134ZM107 133V134H108ZM152 133H154V132H152ZM172 133H174V132H172ZM21 134V133H20ZM27 134V133H26ZM61 134V133H60ZM63 134V133H62ZM76 134V133H75ZM104 134H106V133H104ZM40 135V136H41ZM66 135H68V133L66 134ZM75 136H77V135H74V140H75ZM84 136H86V134L84 135ZM83 136V137H84ZM88 136V139H89V137H91L90 135H87ZM87 136L85 137V138H87ZM100 136V137H101ZM111 136V137H110ZM115 136V137H114ZM143 136H145V135H143ZM67 137V136H66ZM99 137V138H100ZM77 138V137H76ZM84 138V139H85ZM101 139V138H100ZM73 140V141H74ZM115 140V139H114ZM139 140V139H138ZM137 140V141H138ZM142 140V139H141ZM72 141V142H73ZM83 141H86V140H83ZM89 141V140H88ZM88 141H86V142H88ZM90 141H92V139H90ZM90 141H89V143H90ZM109 143H108V142ZM121 143L120 145H122V146H120L118 143ZM138 142H140V140L138 141ZM138 142H137V144H138ZM37 141L36 142H34L33 141V143H32V145L33 146H35L36 148H37ZM114 143V144H113ZM39 144V143H38ZM110 144V145H111ZM140 144V143H139ZM138 144V145H139ZM37 145V146H36ZM43 145H45V144H43ZM67 145V144H66ZM91 145V144H90ZM114 145H116L117 147H115ZM107 146V147H106ZM30 147H31V145H30ZM42 147H44V146H42ZM67 147H68V145H67ZM100 147V148H101ZM119 147H121L120 149H119ZM124 147V146H123ZM141 147V146H140ZM152 147V150H154V149H156V147L154 148L153 146H151ZM99 148V147H98ZM139 148V147H138ZM38 149L39 148H37V151H38ZM46 149H47V146H46ZM49 149V148H48ZM62 149H64V146H63V148ZM66 149V148H65ZM64 149V150H65ZM102 149H101V151H102ZM108 149V148H107ZM130 149H132V148H130ZM151 149V148H150ZM42 150H44L43 148H42ZM41 150V151H42ZM58 150H60V148L58 149ZM67 150V149H66ZM65 150V152L64 151H62V152H64V154H70V153H72V152H69V151H66ZM158 150V149H157ZM40 151V150H39ZM40 151V152H41ZM46 151V150H45ZM106 151H104V153H101V152H98V153H100L101 155L102 154H104V156H103V158H102V156H100L101 157V160L103 161V164H106V163H108V162H105L104 161V159L106 158V159H108L110 162L111 161H113L112 162V164L109 162V164H111V166L112 165H114L113 163H115L114 161H116L115 159H112L111 157H113V156H111L112 155V153H110V155H108L109 153H107L106 154ZM148 151H150L149 149H148ZM156 151V150H155ZM155 151H153V152H155ZM159 151V150H158ZM162 151V150H161ZM165 150H163V152H164ZM217 151V150H216ZM47 153L49 152V151H46ZM45 152V153H46ZM59 152V151H58ZM68 152V153H67ZM142 152V151H141ZM182 153H183V151H181ZM180 151H179V153H181ZM45 153L43 154V156H47V155H45ZM46 153V154H47ZM52 153V152H51ZM143 153H144V151H143ZM148 152L146 151V154H147ZM157 152H155V153H151V151H150V154L152 155V156H150L149 158L150 159H152V158H154V157H156L155 155H154V157H153V154H156ZM161 153V152H160ZM160 153H158V154H160ZM165 153V152H164ZM164 153L162 154L161 153V155H164ZM173 153H175V154H173V156H172V158H171V161H169L170 159H169V157L170 156H168V159L167 160H165V161H163L165 158H166V154H167V151H166V153H165V155L163 156V162L162 163H164V165H161L160 164V166H166L167 167V165H168V163H166V162H172V159H173V162L175 161L174 159H175V157H177V156H175V155H177L176 154V152H173ZM42 154V153H41ZM50 154V153H49ZM49 154H48V156H49ZM59 154H60V152H59ZM62 154V153H61ZM60 154V155H61ZM72 154H74V153H72ZM72 154H70V155H72ZM106 154V155H105ZM116 154H113L114 156H115V158L117 159V161H116V163H117V165H118V162L120 163L121 161L119 160V158H117V157H119L120 155L119 154H117V157H116ZM149 154V153H148ZM63 155V154H62ZM61 155V156H62ZM119 155V156H118ZM139 155H141L142 157H140L139 158ZM157 155V154H156ZM161 155L159 156V158H157V159H159L160 160V158H161ZM184 155V154H183ZM52 156V155H51ZM110 158H108V157ZM111 156V157H110ZM148 156V155H147ZM175 156V157H174ZM181 156V155H180ZM50 157V156H49ZM63 157H64V155H63ZM62 157V158H63ZM66 158H67V156H65ZM73 159H72V158ZM71 157H69L68 156V158H69V160L68 161H70V162H74L76 159H77V162H79V159L77 158V157H73V156H71ZM123 157V156H122ZM121 156H120V158H122ZM124 157V158H125ZM127 157V158H128ZM145 157V156H144ZM157 157H158V155H157ZM183 157V156H182ZM51 158V157H50ZM62 158L60 157V156H55V155H53V159H60V162H57V163H61V162H64L65 163V161L64 160H62ZM114 158V157H113ZM147 158V157H146ZM70 159H72V160H74V161H72V160H70ZM126 159V158H125ZM150 159H148V160H150ZM181 159V158H180ZM56 160V161H57ZM62 160V161H61ZM119 160V161H118ZM123 160V159H122ZM135 160H137V158L136 159H133V161H132V163L135 161ZM139 160L136 162H134L135 164H133V165H137L138 166V162H139ZM54 161V160H53ZM52 161V162H53ZM143 161V160H142ZM55 162V161H54ZM53 162V163H54ZM70 162H68L67 164H69ZM76 161H75V163L74 164H78ZM82 162V160L79 162V163H81ZM145 162L146 161H143V163L145 164ZM159 162H161V161H159ZM158 162V163H159ZM175 162H177V161H175ZM71 164V163H70ZM69 164V165H70ZM108 164V165H109ZM144 164H142L141 163V166L143 165V166H145ZM167 164V165H166ZM68 165V166H69ZM75 165V166H76ZM78 165H81V164H78ZM140 165V164H139ZM71 167H72V165H70ZM111 166H108V167H110L112 170L113 169H115L118 173H120L119 172V170L121 169L120 168V166H114V167H119L118 169H116V168H112ZM123 166H127V164H123ZM122 166V171L121 172H123L124 173V176L126 175L125 174V170L123 169V168H126V167H123ZM136 166V167H137ZM142 166V167H143ZM147 166H148V168H147ZM146 166V168H144V169H150L149 171H151V168H152V170H153V167H151V166H149V165H147ZM74 167V166H73ZM76 167H78V168H80V166H76ZM75 167V168H76ZM135 166H133L132 167V170H135L136 172H138V171H141V170H143L141 167H137V169H138V171L136 170V169H133V168H136ZM77 168V169H78ZM110 168H108L109 169V173H108V175H109V177L106 179V177L108 176H105L104 178H105V180H109V181H111L112 179H111V174L110 173H112L113 171H111L110 170ZM156 167H154V170H156L155 169ZM159 168V167H158ZM76 169V170H77ZM165 169V168H164ZM164 169H160L161 171L162 170H164ZM79 170V169H78ZM124 170V171H123ZM146 170H143V171H146ZM147 170V171H148ZM153 170V171H154ZM80 171V170H79ZM78 171V172H79ZM116 171H114V173H115V175L117 174L116 173ZM157 171V174L159 173L158 171L159 170H156ZM77 172V171H76ZM114 173H112L113 175H114ZM133 173H135V172H133ZM142 173V172H141ZM141 173H139V175H141ZM152 173V172H151ZM155 173V172H154ZM153 174V173H152ZM156 174V173H155ZM75 175H77V174H75ZM114 175V176H115ZM135 175H136V173H135ZM142 175H143V173H142ZM141 175V176H142ZM17 176H19V175H17ZM100 176V175H99ZM99 176H97V179L99 178ZM113 176V177H114ZM16 177V176H15ZM62 178H64L63 177V175L61 176ZM112 177V178H113ZM115 177H117V179H119L120 181H121V179H122V181H123V179L125 178V177H128V176H125V177H123L122 178V176L120 175V177H119V174H117V176H115ZM62 178H59L60 180H58L57 179V182L59 181H61V183H60V185L62 186V185H64V184H66L65 182H64V184H62ZM101 178V177H100ZM110 178V179H109ZM129 178V177H128ZM10 179H11V177H10ZM9 179V180H10ZM18 179V178H17ZM114 179H116V178H114ZM113 179V180H114ZM116 179V180H117ZM126 179V178H125ZM136 179V178H135ZM9 180H8V183H9ZM14 180V179H13ZM51 180V179H50ZM53 180V179H52ZM55 181H56V179H54ZM54 180H53V182L52 181H50L51 182V185L50 186H53L52 185V183L54 184ZM127 180V179H126ZM126 180H124V181H126ZM12 181V180H11ZM42 181V180H41ZM40 181V182H41ZM66 181V180H65ZM69 179H68V181H67V183H69ZM120 181H118V183H121ZM17 182V181H16ZM19 182V181H18ZM37 182H38V180H37ZM42 182H44V181H42ZM57 182H55V183H57ZM77 182V181H76ZM7 183V184H8ZM11 183L12 182H10V185H11ZM32 183V182H31ZM45 183V182H44ZM73 183V182H72ZM124 183V182H123ZM122 183V184H123ZM17 184H19V183H17ZM16 184V185H17ZM21 184V183H20ZM19 184V185H20ZM74 184V183H73ZM76 184V183H75ZM74 184V185H75ZM154 184H156V182H154ZM10 185H8V186H10ZM16 185H15V187H16ZM59 185V183H58V185H56L55 186V188H56V192H59L60 193V195L62 194V196L63 197H66L67 195L66 194H68V197L69 196H71L70 198H67V199H70V200H72V202H73V200L74 201H79L80 200V202L82 203V202H86V199H84V198H87V202H89V207L90 206H92V207H90V209H89V207H88V209L89 210H87V207L85 206V204L83 205V204H81V203H79V205L81 204L83 207V209H81L80 207H81V205H80V207L78 206L77 207V202L76 203H74L76 206V208H74L73 206V204L72 203H69L70 205L72 204L73 206H72V208H74L75 210H78L79 211V208L81 209V210H84L85 208H86V210L88 211V213H90V212H92V214H93V212H94V214H97V215H104V216H109L110 214H112L113 215V212H114V208H115V206H114V208H113V205L111 206V205H109V206H107L106 207V205H103V207H100L99 205H98V203H97V206L95 207L94 205H95V203L97 202V199L94 197V195H92L94 198H91V196H89V193L90 192H87V193H85L84 191V189H86V190H88V188H91L90 186L88 187V185H90V184H87V187H81L80 185H73L72 186V184L70 185V186H67V185H65V187H61ZM86 185V184H85ZM21 186H22V188H23V185L21 184ZM49 186V185H48ZM58 186H60V188H58ZM83 186V185H82ZM92 186V185H91ZM5 187V186H4ZM17 188V187H16ZM51 188H53L54 190H55V188L54 187H51ZM50 188V189H51ZM19 189V188H18ZM58 189V190H57ZM48 191V190H47ZM117 192L116 193H118L117 194V196L116 197H118V198H120V199H118V201H117V205H118V203H119V210H123V212H126V209L128 208V206H129V204H127L128 202H127V199H126V196L124 195V194H126V193H122L121 191H119V189H117L116 190ZM49 192V191H48ZM87 195V197H83V196H85L84 195V193ZM120 192H121V194H120ZM64 193H65V195H64ZM83 194L82 196L80 195V194ZM116 193L114 194V195H116ZM53 194V193H52ZM56 194V193H55ZM69 194H71V195H69ZM109 194H110V192H109ZM56 195H58V194H56ZM56 195H55V198H56ZM53 196H54V194H53ZM61 196V198L63 199V197ZM82 197H83V199L85 200V201H82ZM52 198L53 197H50V201L52 200ZM53 198V200H55V201H53V202H55V203H57V201L58 200H56V199H58V198ZM115 198V197H114ZM60 200L59 199V202L58 203H60V201H61V203H62V201H65V200ZM65 199V198H64ZM116 199V198H115ZM117 200V199H116ZM52 202V203H53ZM127 202V203H126ZM54 203V204H55ZM54 204H52V206L54 205ZM51 205V204H50ZM56 205V204H55ZM55 205L53 206V207H55ZM58 205V206H57ZM56 205V207L58 208L59 206H60V208H62V204L60 205V204H57ZM116 205V206H117ZM85 207V208H84ZM47 209V208H46ZM46 209H43L44 211L46 210ZM50 209V208H49ZM118 209H116V210H118ZM129 209V208H128ZM128 209H127V212H128ZM37 210V209H36ZM85 210V211H86ZM37 211H39V210H37ZM41 211L42 210H40V213H41ZM90 211V212H89ZM126 212V213H127ZM87 213V212H86ZM116 214H118V213H116ZM111 216V215H110ZM109 216V217H110ZM127 216V215H126ZM123 217V216H122ZM128 217V216H127ZM127 217H125L124 216V218H127ZM128 219H129V217H128ZM128 219H125V220H127L126 222H128ZM151 249V248H150ZM154 249V248H153ZM152 250V249H151ZM154 250H156V248L154 249ZM153 250V251H154ZM155 252V251H154ZM153 252V253H154ZM152 253V256H154V254ZM156 253V252H155ZM150 254V253H149ZM158 254V253H157ZM150 256H151V254H150ZM149 256V257H150ZM151 256V257H152ZM150 257V258H151ZM154 257H157V255L155 254V256ZM150 261V260H149ZM144 262V261H143ZM143 262H141L142 264H145V263H143ZM140 262H138L137 264H139ZM146 264H147V261H146ZM156 264V263H155ZM158 264V263H157ZM160 264V263H159Z\"/></svg>","mask_w":264,"mask_h":264}]
</instances>
